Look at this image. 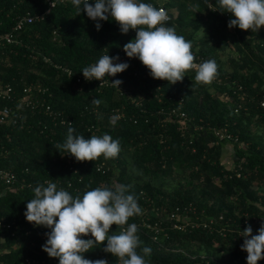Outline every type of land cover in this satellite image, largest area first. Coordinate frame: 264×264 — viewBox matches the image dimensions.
I'll use <instances>...</instances> for the list:
<instances>
[{"label":"trees","instance_id":"trees-1","mask_svg":"<svg viewBox=\"0 0 264 264\" xmlns=\"http://www.w3.org/2000/svg\"><path fill=\"white\" fill-rule=\"evenodd\" d=\"M142 2L164 3L173 17L171 26L192 41L195 57L216 61L215 80L210 84L196 83L195 69L188 70L183 81L175 84L154 79L138 58H129L123 50V45L135 37L136 31L130 29L122 34L119 24L111 17L101 21L98 31L95 21L85 12L77 15L71 1L58 3L44 21L27 29L23 35L24 45H9L0 50V84H12L18 97L23 95L26 86L34 83L33 93L45 97L51 108L62 112L68 120L54 125L44 112L45 106L41 107V112L21 109L0 97V109L12 105L15 114V121L0 122V166L14 170L19 180L35 186L46 179L61 182L60 187L73 196H82L99 186L128 185L142 209L141 214L129 218L128 224L146 216L154 220L159 214L164 216L177 206L194 202L203 217L224 215L234 221L214 225L213 232L170 230V237L159 243L153 241L146 230L138 229L141 247L152 250L147 258L149 264H247V252L241 249L243 240L234 239L233 230L243 231L248 224L246 220L256 223V229L264 223V136L255 129V126H264V106L261 105L264 27L257 32L229 28V19L235 17L217 10L218 0ZM210 3L215 9L209 7ZM194 4L199 5V11L191 10ZM46 7L45 0H0V32L10 30L19 15L41 12ZM107 53L119 55V62L129 64L124 72L111 77L128 85L143 104L141 107H136L114 89L98 92L91 83L77 82L75 74L82 73L84 67L96 63ZM226 53L232 68L228 72L222 58ZM130 65L135 66L140 78L134 75ZM65 68L72 69L74 75L69 76ZM37 85L47 92L39 93ZM157 88L164 93L161 101L154 95ZM241 92L246 96L244 101L239 99ZM94 98L102 103L96 106L92 103ZM123 105L127 106V117L112 118L111 108ZM174 107L199 128L193 130L188 122L170 116ZM145 108L155 112H145ZM160 109L167 114L159 113ZM69 125L85 138L105 133L118 138L121 151L116 158L105 159L101 155L88 164L79 162L75 172L70 169L73 156L61 154L55 148L57 143L65 141ZM214 128H226L237 141L224 139L217 143ZM229 143L233 145L235 164L231 168L223 163L224 149ZM103 160L111 165L107 174L95 168V163ZM175 173L180 177L176 179ZM69 180L74 183L73 187L68 186ZM32 198L33 190L22 188L20 182L9 187L0 185V218L15 221L20 227L25 225L24 212ZM146 209L151 213H144ZM243 212L248 215L243 216ZM256 218L260 220L256 222ZM222 226H227V236L217 231ZM26 228L34 230L28 235L24 230H0V246L11 248L9 252L0 253V264H23L28 255L38 257L40 264H59V258L49 257L42 249L47 239H42L37 231L46 233L50 229L33 228L31 224ZM121 228L112 225L110 231L118 234ZM13 231H16L14 236ZM2 235L6 236L3 244ZM84 238L92 237L89 234ZM34 240H37L36 246L31 244ZM106 244L107 241L84 253L85 258L120 264L118 258L103 251ZM202 253L205 258L199 257ZM257 264H264V259Z\"/></svg>","mask_w":264,"mask_h":264},{"label":"clouds","instance_id":"clouds-1","mask_svg":"<svg viewBox=\"0 0 264 264\" xmlns=\"http://www.w3.org/2000/svg\"><path fill=\"white\" fill-rule=\"evenodd\" d=\"M77 9L95 21L99 31L101 21L111 17L119 24L122 34L130 29L136 31L133 39L123 45L129 58H138L149 69L154 79H162L170 84L183 81L188 70L196 68L195 82L210 84L218 74V65L214 59L206 60L198 66L193 52L192 41L179 35L174 26H168V14L162 8L142 2V0H71ZM222 13H230L228 27L257 32L264 26V0H218ZM194 12L199 5L190 6ZM119 55H102L98 61L81 71L86 80H101L105 76H116L124 72L129 64L119 62ZM120 79L111 81L118 87ZM92 103L99 106L102 101L94 98ZM113 124L115 121L112 122ZM55 148L62 154L74 156L77 161H95L101 155L105 159L116 158L121 151L119 139L109 134L91 135L85 138L76 134L71 125L67 128L66 139L57 143ZM128 185L116 184L111 187L99 186L73 196L56 182L38 184L34 187V198L28 200L25 218L35 226L50 229L46 232L47 240L42 249L52 258H59V264H108L106 259H87L84 253L97 248L107 241L103 248L118 258L120 264H149L151 248L141 247L142 241L136 224H128L130 217L142 213L134 193L129 192ZM58 217V219H57ZM112 225L124 226L118 234L110 231ZM253 234L247 224L240 236L244 237L241 249L247 252V264H257L264 259V223ZM91 234L92 238L84 237Z\"/></svg>","mask_w":264,"mask_h":264},{"label":"built area","instance_id":"built-area-1","mask_svg":"<svg viewBox=\"0 0 264 264\" xmlns=\"http://www.w3.org/2000/svg\"><path fill=\"white\" fill-rule=\"evenodd\" d=\"M66 1H71V0H45V2L47 3V7L44 11L34 12V13H32L31 11H28L22 15H19L16 19V23L13 25V27L10 30L6 32H0V50L4 47L5 48L8 47L9 45H16V46L24 45L23 35L27 31V29L35 23L44 21L47 18V16L51 13L52 9L58 3H63ZM91 1L94 2V0H89V2ZM153 6L157 7L158 9L162 8L163 10L167 12L168 17H169L167 24L168 26H171L173 23V17L168 11V8L164 5V3L159 2L158 4L153 5ZM209 7L215 9V6L212 3L209 4ZM45 60L49 61V58H45ZM204 61L205 59L202 56H197L196 60L194 61V64L198 66L200 63ZM130 68L134 72V75L138 77L139 74L135 66L130 65ZM193 69L197 70L196 68H193ZM64 70L68 73L69 76L74 75V71L72 69L65 68ZM75 75L77 78V82L91 83L98 92H102L103 90H106V89H114L118 91L121 96H124L127 99H129L131 103L134 104L136 107H141L143 105L133 95V91L128 85L122 83L119 86L120 89L118 87L112 86L111 81L115 80L116 78L114 79L111 76L110 77L105 76L104 82L102 86H100V84L102 83L101 80H96V79L86 80L85 77L83 76V73H77ZM37 87H38L39 93H43L42 95H44V93L47 92V90H43V88H40L39 85H37ZM34 88H35V84L32 83L29 86H26L24 88L23 95H19L18 97H16L15 90L12 84L10 83L4 84V85L0 84V97L2 99H6L10 102L17 104L19 108L21 109H24V108L32 109L34 111L39 109V111L41 112V107L45 106L44 112L50 116L54 125H58V123L65 124L68 119L63 115V113L53 110L51 106L48 104V100H46L45 97L35 95L33 93ZM239 89L243 90V87L240 86ZM154 95L156 98L159 99V101L163 100L164 93H162L159 90V88L155 89ZM168 98L171 99V97H168ZM245 98L246 96L244 93L242 92L239 93V99L241 101H244ZM261 105L264 106V97H263V100L261 101ZM143 110L148 113L155 112V110L147 109V108ZM158 111L159 113L167 114V111L163 109H160ZM169 114L170 116L174 115L177 118H180L185 123L188 122L189 125H191V128L193 130H196L199 128L197 125H195V123L192 122V120L188 119V117L186 116L184 112H182L177 107H174L171 110V112H169ZM14 115L15 114L13 113L12 105L4 106L3 108L0 109V122L1 123H11L12 121H15ZM110 115L112 118L117 119V120L127 117L128 115L127 106L123 105L119 107H112ZM129 118L130 120H132L134 116L131 115ZM214 131H215L216 136L218 137L217 143H219L221 140H224V139L237 141V139L233 138V136L228 132L226 128H214ZM88 162L89 161H86L85 164H88ZM78 163L79 161H77L76 158L73 156L71 160L70 169L76 172L78 170V168L76 167ZM231 163H232L231 167L235 166L233 160ZM95 168L98 172H101L102 174H107L111 170V165L108 163L107 160H103L101 162L95 163ZM114 178L115 176L112 178V180H114ZM19 182L21 183L22 188H31L33 190L34 187H36L35 184L31 182H27L24 179L19 180L14 170L0 166V185L9 187ZM48 182H52V181L49 179H46L44 180L43 184H45L46 186ZM60 183L61 182H59V184ZM68 186L73 187L74 183L69 180ZM144 213H151L150 209L144 210ZM238 215L239 217H241L240 214ZM242 215L246 216L248 214L243 212ZM233 219L234 218H231V217L226 219L224 215H220L218 217H209V218L205 216L203 217L202 212H199L195 203L190 202L189 204L184 205V206H177L173 211L166 213L164 216L159 214L158 217L155 218L154 220H151L149 217L146 216V217H143V219L131 222V224L134 223L137 225L138 229L146 230L148 234L150 235L151 239L155 241L156 243H159L163 239H168L170 237L169 235L170 230L172 231L177 230L181 232H187V231L191 232L192 230H210L211 232H213L214 225L219 224L220 222H223L225 220H226V224H229L230 222L234 221ZM259 220L260 219L256 218V222ZM24 222H25V225L20 227L19 225L16 224L15 221L10 222L6 220L5 218H0V230L6 229L7 231L8 230L12 231L14 229H17L19 230V232L20 230L21 231L24 230L27 235L31 234L34 229L26 228L27 225L31 224L33 225V228H35L36 226L32 222H28L26 218ZM246 223L250 224L253 227L254 235L258 234L257 229L255 228L256 223L249 222L248 220H246ZM122 227L126 228L127 226L124 225ZM37 231H38V234L42 237V239H47L45 232L40 231V230H37ZM217 231L223 236H227L228 234L227 226L225 227L222 226L220 227V229L218 228ZM233 231H234L233 234L236 233L234 236V239L241 238L242 240H244V237L240 236V232L242 230L234 229ZM15 232L16 231H13L12 236L15 235ZM5 242H6V236L2 235L1 244ZM31 244L33 246H36L37 240L32 241ZM10 250H11L10 247L0 246V253L9 252ZM33 251H35L36 253L38 252L37 249ZM199 257L205 258L206 255L202 253L199 255ZM40 263H41V260L38 257L36 256L31 257L30 255L26 256L23 262V264H40Z\"/></svg>","mask_w":264,"mask_h":264},{"label":"rangeland","instance_id":"rangeland-1","mask_svg":"<svg viewBox=\"0 0 264 264\" xmlns=\"http://www.w3.org/2000/svg\"><path fill=\"white\" fill-rule=\"evenodd\" d=\"M264 26H261L260 28H263ZM228 53H226L222 58H223V62H224V68L226 69V71H231V66L229 65V62H228ZM215 80V78H214ZM216 81H218V79H216ZM255 126V129L257 130L258 129V132H260L261 134H263L264 136V126ZM233 145L231 143H229L226 148L224 149V154H223V163L226 165L227 168H231L232 166V160H233ZM187 177L189 176V173L186 172L185 174ZM174 177L179 178V174L175 173ZM185 177V178H187ZM219 182V181H218ZM220 183V182H219Z\"/></svg>","mask_w":264,"mask_h":264}]
</instances>
